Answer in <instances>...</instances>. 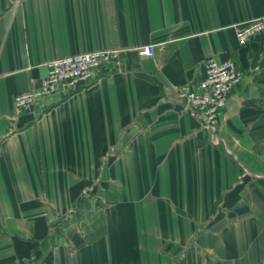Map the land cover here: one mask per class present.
I'll return each mask as SVG.
<instances>
[{
    "label": "crops",
    "instance_id": "crops-1",
    "mask_svg": "<svg viewBox=\"0 0 264 264\" xmlns=\"http://www.w3.org/2000/svg\"><path fill=\"white\" fill-rule=\"evenodd\" d=\"M258 18L264 0H0V264H264V32L235 28ZM100 49L121 70L16 113L49 60ZM211 57L244 72L214 141L178 96Z\"/></svg>",
    "mask_w": 264,
    "mask_h": 264
},
{
    "label": "built area",
    "instance_id": "built-area-1",
    "mask_svg": "<svg viewBox=\"0 0 264 264\" xmlns=\"http://www.w3.org/2000/svg\"><path fill=\"white\" fill-rule=\"evenodd\" d=\"M236 35L244 45L253 37L264 32V19L258 18L236 25ZM141 56H151L155 52L152 44L137 48ZM121 49H100L89 52L57 57L49 60L47 74L40 84L14 97L17 114L29 111L39 99L52 93L74 92L86 83L96 79V75L108 70H121ZM244 72L232 61H219L215 57L207 59L205 76L198 82H187L179 87L178 96L182 103L199 120L214 141L221 114L227 105L229 95L240 84Z\"/></svg>",
    "mask_w": 264,
    "mask_h": 264
}]
</instances>
